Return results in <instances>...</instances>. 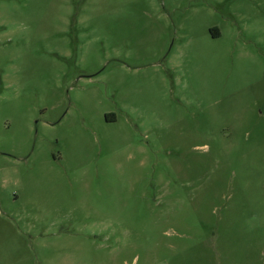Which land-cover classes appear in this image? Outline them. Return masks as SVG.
Returning <instances> with one entry per match:
<instances>
[{
    "label": "rangeland",
    "instance_id": "374dc122",
    "mask_svg": "<svg viewBox=\"0 0 264 264\" xmlns=\"http://www.w3.org/2000/svg\"><path fill=\"white\" fill-rule=\"evenodd\" d=\"M264 0H0V264H264Z\"/></svg>",
    "mask_w": 264,
    "mask_h": 264
},
{
    "label": "crops",
    "instance_id": "0c3cea01",
    "mask_svg": "<svg viewBox=\"0 0 264 264\" xmlns=\"http://www.w3.org/2000/svg\"><path fill=\"white\" fill-rule=\"evenodd\" d=\"M259 31L261 32V36L260 37H257L255 38L256 40V43L260 46H263L264 47V28H261L258 30V33Z\"/></svg>",
    "mask_w": 264,
    "mask_h": 264
}]
</instances>
